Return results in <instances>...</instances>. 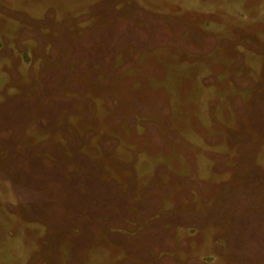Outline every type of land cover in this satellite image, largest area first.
Wrapping results in <instances>:
<instances>
[{
  "label": "rangeland",
  "instance_id": "374dc122",
  "mask_svg": "<svg viewBox=\"0 0 264 264\" xmlns=\"http://www.w3.org/2000/svg\"><path fill=\"white\" fill-rule=\"evenodd\" d=\"M260 179L264 0H0V264H264Z\"/></svg>",
  "mask_w": 264,
  "mask_h": 264
},
{
  "label": "trees",
  "instance_id": "16d2710c",
  "mask_svg": "<svg viewBox=\"0 0 264 264\" xmlns=\"http://www.w3.org/2000/svg\"><path fill=\"white\" fill-rule=\"evenodd\" d=\"M68 131L70 130V128H68L67 129ZM70 131H72V130H70ZM75 133V135L77 134L76 133V131L74 132ZM98 168V167H97ZM260 183H263L264 181H263V179H260V181H259ZM263 185H264V183H263ZM261 196H262V198H261ZM251 197L250 196H247V197H244V202H245V208L248 210V212H249V215L250 216H254V213H255V209L253 210V211H251V209L248 207L250 204H251V199H250ZM261 202H264V191H262V189H261V192H260V196H259V198H258ZM256 214H257V216H258V220H260V218H261V220L264 218V209H260L259 210V213H257V211H256ZM258 230H260V231H263L264 230V226H258ZM236 257H238V256H236ZM238 259V258H237ZM236 259V260H237Z\"/></svg>",
  "mask_w": 264,
  "mask_h": 264
},
{
  "label": "bare ground",
  "instance_id": "6f19581e",
  "mask_svg": "<svg viewBox=\"0 0 264 264\" xmlns=\"http://www.w3.org/2000/svg\"><path fill=\"white\" fill-rule=\"evenodd\" d=\"M179 126V128H180V130H181V125H178ZM166 142H169V143H174V144H177L175 141H166ZM151 143H153V142H151ZM165 142H163V144H164ZM154 144V143H153Z\"/></svg>",
  "mask_w": 264,
  "mask_h": 264
}]
</instances>
